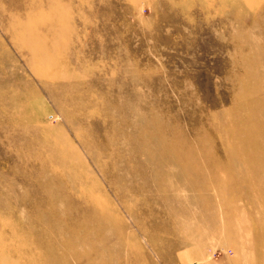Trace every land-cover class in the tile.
Segmentation results:
<instances>
[{"label":"rangeland","instance_id":"obj_1","mask_svg":"<svg viewBox=\"0 0 264 264\" xmlns=\"http://www.w3.org/2000/svg\"><path fill=\"white\" fill-rule=\"evenodd\" d=\"M0 264H264V0H0Z\"/></svg>","mask_w":264,"mask_h":264}]
</instances>
